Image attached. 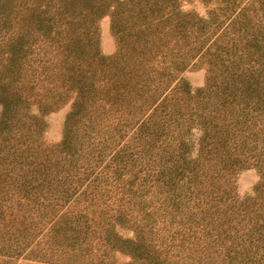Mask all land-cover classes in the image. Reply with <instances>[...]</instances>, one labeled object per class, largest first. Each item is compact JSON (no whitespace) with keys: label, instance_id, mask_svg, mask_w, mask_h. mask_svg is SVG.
Returning a JSON list of instances; mask_svg holds the SVG:
<instances>
[{"label":"trees","instance_id":"trees-1","mask_svg":"<svg viewBox=\"0 0 264 264\" xmlns=\"http://www.w3.org/2000/svg\"><path fill=\"white\" fill-rule=\"evenodd\" d=\"M181 1L0 0V264H264V0Z\"/></svg>","mask_w":264,"mask_h":264},{"label":"rangeland","instance_id":"rangeland-1","mask_svg":"<svg viewBox=\"0 0 264 264\" xmlns=\"http://www.w3.org/2000/svg\"><path fill=\"white\" fill-rule=\"evenodd\" d=\"M214 0H186L180 2L184 11L197 14L199 17H206L208 10L214 6ZM115 38L110 30V19L108 15H103L97 20V50L103 56H110L116 50ZM206 76V68L201 60H197L194 64L183 70L181 78L187 82L189 88L195 89L204 85ZM70 109L69 102L59 106L53 111L46 112L43 115L45 129L41 135V140L46 145H56L62 137L63 122L67 112ZM1 110V109H0ZM198 132L191 133V140L196 141ZM259 175L255 168H244L237 171L233 176V194L236 198L243 199L251 195L252 190ZM123 234H129L124 233ZM114 264H123L127 261V257L115 253L113 254Z\"/></svg>","mask_w":264,"mask_h":264}]
</instances>
